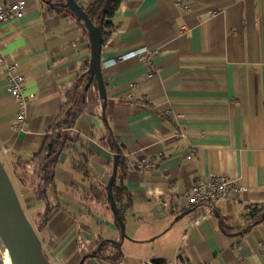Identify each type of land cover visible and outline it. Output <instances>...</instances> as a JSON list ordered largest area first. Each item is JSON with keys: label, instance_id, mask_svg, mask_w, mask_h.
I'll use <instances>...</instances> for the list:
<instances>
[{"label": "crops", "instance_id": "obj_1", "mask_svg": "<svg viewBox=\"0 0 264 264\" xmlns=\"http://www.w3.org/2000/svg\"><path fill=\"white\" fill-rule=\"evenodd\" d=\"M21 1L24 15L0 23V57L24 76L25 120L14 129L18 104L0 64V158L52 264H264V222L236 243L205 203L185 194L199 177L225 174L234 187L213 203L229 220L249 204H264V0H120L100 58L104 98L92 81L85 111L67 132L54 184L39 198L14 166L30 172L50 124L77 73L87 67V33L66 11ZM82 7L96 0H76ZM156 49L150 63L133 52ZM121 55L120 58L118 56ZM113 142L130 159L151 157L153 169H130L123 180L131 206L116 222L110 202L89 198L92 184L112 175ZM192 153L190 159L187 153ZM40 214V215H39ZM117 247L112 263L101 242ZM111 247V246H110Z\"/></svg>", "mask_w": 264, "mask_h": 264}, {"label": "trees", "instance_id": "obj_2", "mask_svg": "<svg viewBox=\"0 0 264 264\" xmlns=\"http://www.w3.org/2000/svg\"><path fill=\"white\" fill-rule=\"evenodd\" d=\"M40 1L46 3L49 9L68 12L87 33L83 21L78 19L67 6L61 5L65 0ZM119 3L120 0H96L89 6L82 7L90 21L100 30L102 43L109 37L112 27L109 18L114 14ZM91 82L88 80L87 67L82 68L77 73L71 89L67 92L65 101L55 114L42 146L33 155L30 162V172H28L25 166L19 164L14 166V173L19 182L29 187L39 198H45L46 188L54 184V168L59 154L64 149L72 148L67 138V132L75 125L79 115L85 111L84 94ZM106 143L109 144L116 156L115 173L110 188L115 206L116 222L119 224L123 223L124 216L132 203L131 196L123 180L128 170L141 169L142 159H130L128 156L122 154L113 142L107 140ZM89 198L109 203L106 186L92 184L89 190ZM212 211L217 218L220 230L225 235L234 237L236 243L250 229L264 222V204L255 203L247 205L242 219L238 221L229 220L214 208ZM36 222L37 225L39 224L38 230H40L44 222H39V219ZM97 252L112 263L117 262L121 258L120 250L117 247H112L111 243L106 241L99 244ZM177 259L178 264H191L183 254H178ZM165 263L166 261L162 258H153L150 261V264Z\"/></svg>", "mask_w": 264, "mask_h": 264}, {"label": "water", "instance_id": "obj_3", "mask_svg": "<svg viewBox=\"0 0 264 264\" xmlns=\"http://www.w3.org/2000/svg\"><path fill=\"white\" fill-rule=\"evenodd\" d=\"M61 5L67 6L75 16L82 20L87 29L90 46V59L87 65L89 81H95L100 95L104 98V84L101 74L100 58L102 39L100 30L90 21L82 6L76 0H65ZM112 175L106 185L111 207V181L115 173L116 156L113 157ZM115 211V209H114ZM123 230V223H119ZM0 241L5 248L10 264H52L45 256L40 238L29 221L12 179L0 158ZM150 264V263H146Z\"/></svg>", "mask_w": 264, "mask_h": 264}, {"label": "built area", "instance_id": "obj_4", "mask_svg": "<svg viewBox=\"0 0 264 264\" xmlns=\"http://www.w3.org/2000/svg\"><path fill=\"white\" fill-rule=\"evenodd\" d=\"M172 3L178 10L185 12L189 10V0H172ZM25 7L21 1H11L0 4V23L12 19H19L24 15ZM156 49H140L133 54L139 56L144 62L152 61ZM121 55L118 56L120 58ZM0 64L4 66L6 72V81L10 94L18 104L16 112V124L14 129H20L25 120V103L26 98L24 95V76L19 71L18 65L15 61H6L0 57ZM192 153H187L186 158L190 159ZM156 163L151 157L145 156L142 158V170H149L155 167ZM234 187L237 190H243V186L237 184L221 173H210L203 177H199L190 186L185 194V200L189 205L205 203L207 210L211 211L213 203L223 197L229 188Z\"/></svg>", "mask_w": 264, "mask_h": 264}, {"label": "rangeland", "instance_id": "obj_5", "mask_svg": "<svg viewBox=\"0 0 264 264\" xmlns=\"http://www.w3.org/2000/svg\"><path fill=\"white\" fill-rule=\"evenodd\" d=\"M31 224L33 225V227L35 228V230L38 231V225L39 224L37 225V222H31ZM4 251H5V248L3 247V245H2V243L0 241V264H3Z\"/></svg>", "mask_w": 264, "mask_h": 264}, {"label": "bare ground", "instance_id": "obj_6", "mask_svg": "<svg viewBox=\"0 0 264 264\" xmlns=\"http://www.w3.org/2000/svg\"><path fill=\"white\" fill-rule=\"evenodd\" d=\"M3 264H10L6 250L4 251Z\"/></svg>", "mask_w": 264, "mask_h": 264}]
</instances>
